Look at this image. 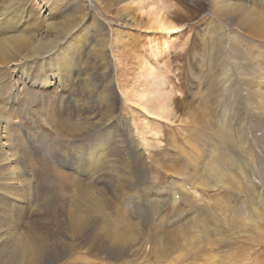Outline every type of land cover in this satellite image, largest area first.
Returning a JSON list of instances; mask_svg holds the SVG:
<instances>
[{"label": "rangeland", "instance_id": "374dc122", "mask_svg": "<svg viewBox=\"0 0 264 264\" xmlns=\"http://www.w3.org/2000/svg\"><path fill=\"white\" fill-rule=\"evenodd\" d=\"M225 1L166 0L178 29L163 32L132 23L136 3L0 0V137L27 187L0 193V247L40 235L55 245L44 264H249L253 246L264 245L258 197L264 192L258 159L264 145L257 150L264 122L258 137L244 128L257 125L251 112L264 108L248 95L245 79L261 72L264 89V40L230 24L217 11ZM241 1L264 10V0ZM125 4L130 6L123 10ZM69 21L77 23L59 25ZM56 38L63 50L32 52V46ZM140 56L164 73L170 115L145 110L124 93L152 80L141 71ZM42 80L52 81L40 86ZM196 106L217 131L203 134L206 128L193 121ZM68 112L92 119L94 113L102 121L82 123L71 133L59 121ZM224 150L227 168L217 163ZM163 162L185 169L170 170ZM4 179L0 189L7 190ZM246 183L255 192L252 220ZM78 192L93 208L95 198L102 200L110 220L128 230L131 223L139 231L181 224L192 238L182 233L163 257L144 244L136 250L129 243L112 246L104 242L101 230L108 223L101 213L91 214L79 230L68 225L73 211L86 208ZM213 230L229 241L213 242ZM19 231L24 234H13Z\"/></svg>", "mask_w": 264, "mask_h": 264}, {"label": "bare ground", "instance_id": "6f19581e", "mask_svg": "<svg viewBox=\"0 0 264 264\" xmlns=\"http://www.w3.org/2000/svg\"><path fill=\"white\" fill-rule=\"evenodd\" d=\"M117 1L130 2V4H133V3L137 4L136 9L139 12H134V13L136 14L139 13L138 16L135 17L136 14H131L132 17H129V18H133L131 21L132 23L135 22L134 25L142 24L148 29L152 28L153 30L155 29V30H160L163 32H172L178 29V24L175 22L174 19H172L169 16V13L167 12V3L165 2L166 0H117ZM127 6H130V5L125 4L123 5L122 9L125 10ZM217 11L225 15L228 18L230 24L236 25L242 28L243 30H245L247 34L255 38L264 40V10L263 9H260L255 6H251L248 3L243 2L241 0H226L225 3L221 7H218ZM76 23L69 21L65 23H60L59 25L63 28H66V27L72 28L76 25ZM61 38H56L51 42L50 41L46 43L43 42L39 44L38 46L34 45L32 46V52L33 53L41 52L43 54L47 52L50 53L54 50H59V49L63 50L62 48H60L62 45ZM2 48H3V45L0 44V54H1ZM44 48L45 50L42 51V49ZM139 59L140 61H142L140 65L141 71L143 72L144 75L152 76L151 77L152 80L149 84L143 85L141 89L139 90H135L133 87L129 89H124L123 90L124 93L127 95L128 98H131L134 101H136L138 105H141L142 108H144L145 110L153 111L159 114L170 115V113L172 112L171 90L165 87L166 79H165L164 73L161 70H158L154 66H149L148 62L146 61L144 57L140 56ZM260 69L263 70L264 68L260 66ZM260 73H254L253 77H250V80L245 79V82L249 86L248 95L251 97L254 104L260 108H264V89L262 88L263 77L262 75L259 76ZM31 81L35 82V80L33 79ZM51 81L52 80H47V81L42 80L40 81L39 85L40 86H44V84L48 85L51 83ZM42 82H45V83H42ZM245 108L247 111L248 110L247 107ZM196 113H197L196 118H193V121L196 122L195 124L197 126H202L203 129L206 128L204 129L205 132L203 133L202 131L203 129H202L201 133L207 136V131L211 132L210 129H214V131H217L216 124L213 123V120L212 119L207 120L205 117V113L203 111L201 112V110L197 106H196ZM262 113L264 114V111L260 113L258 112V114H254L253 112H251L252 116L255 118V120L254 119L253 120L256 121L255 123L257 124L255 126H259V127H255V126L245 127L244 131L248 133V136L254 135L258 137V132L260 133L259 128L263 126V122H264L259 116V114H262ZM81 115L83 117V120H80L82 118L81 116L77 114L74 115L68 112V114L66 115L67 117H65L68 120L64 119L63 116H61V119L63 120H59V121L71 133H73V131L76 130V127L80 126V124L82 123L83 124L87 123L88 125H91V124L99 122L100 120L102 121V119H100L99 117L95 119L96 115L94 113H93L94 115L93 119L90 118L91 116L89 117L88 113H85V114L83 113ZM262 117L264 118V116ZM107 119L108 118H106L105 120ZM90 127H93V125ZM78 131H82V129L77 130V132ZM235 133L236 132L234 131V133L232 134V137H235L237 141V137ZM103 141H104V136L99 142V145L101 147H104ZM261 141H262L261 142L262 145L260 144L258 146L257 148L258 151L261 148H263V145H264V139L262 137H261ZM108 142H110V139H107L105 144L107 145ZM7 151L8 150L5 147V141L4 140L2 141V138L0 137V161H2V163H0V178L5 177L4 182L7 184L5 187L8 188L7 190L0 189V193L9 195L11 193L15 194L18 192H22L24 189L27 190V187L24 186L23 183H20V181H18V178L16 177L15 173L18 172L19 168L17 167L16 163H14V159L10 157L11 155ZM92 154H90V158L92 157ZM262 154L263 153H261L258 159L262 160L261 161L262 166H264V157H262ZM222 157L224 158L219 159L217 163H219L220 166H224L227 168V166L230 164L229 162L230 158L228 156V152L224 150ZM245 157L246 156H244V159H246ZM245 161L247 162V160ZM163 163H164V166L167 167L168 169L178 170L180 173L183 172L185 169L183 167H180V165L177 166L169 162L167 163L163 162ZM251 170L248 171L250 173H247L249 176H251V173L253 174L254 172V171L251 172ZM221 175H224L225 179H229V178H226L225 173L224 174L221 173ZM252 177L254 176L252 175ZM14 182H17L18 184ZM20 186H23L24 188H21ZM249 187H252V186L247 185L246 183V187L244 188V191L247 194L245 205H246V208L248 209V214L250 213L249 215V218H250L253 215L251 212L252 205L253 207L255 206V199H254L255 192L253 188H249ZM77 195H78V202L81 203L82 206L86 207L85 211L87 209H92L93 211H89L86 214H85V211H82L81 213H76L73 211V213L69 215L68 225H71V227L75 228V230H79L80 227L81 228L83 227L81 226L82 223H87L89 216L91 214L95 212L101 213L105 216L107 220L106 223H108L101 230L102 236H104V242L112 246H122V245L124 246L129 243L130 244L129 250H132V249L136 250L138 248H141L142 244H144L146 248L151 247V250L154 254H156L157 256L163 257V256H166V252L172 249L179 239L181 240L182 233L185 234L186 238L187 236H188V239L192 238L191 231L184 230V228L181 227V224H178L173 227L165 228L163 227L164 225L162 223H158L155 226V230H152L150 226H145L144 230L139 231L138 228L135 230L133 224L131 223V227H129V230H128L127 227H125L118 221L112 222L110 220V215H109L110 210L106 205L103 204L102 200L95 198L94 205L98 204V207L93 208L94 206L92 205V202L86 201L87 198L85 194H82V193L80 194L78 192ZM258 197L261 199L264 205V192L262 193V195L260 194ZM212 219L213 217L209 218L206 224ZM140 233H142L141 236H140ZM13 234H17L18 236H20L21 234H24V233H21L19 231V232H14ZM211 234H212L210 235V237L212 236L211 240L215 243L229 241V237L228 238L223 237V236L217 237V230H213V233ZM159 235L162 237L161 239H159ZM208 236H206V238H208ZM41 238L43 237L40 235L39 236L30 235V236H27L26 238L19 237L18 239H16L15 241L11 243L10 249L8 248L9 247L8 242L4 243L2 247H0V262H2L3 264H44L45 259L48 257L47 252L50 249H52L50 247H55V245L52 241L49 242L47 239L43 240ZM11 239H13V237H11ZM262 244L259 246L258 249H254L255 246H253L252 251L254 253L252 252L253 255H251L249 258L250 261L248 260L249 264H264V245ZM111 248L115 249L114 247H111ZM23 259L24 261H22Z\"/></svg>", "mask_w": 264, "mask_h": 264}]
</instances>
